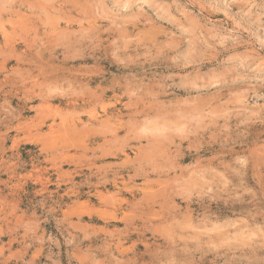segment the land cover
<instances>
[{
	"label": "rangeland",
	"instance_id": "obj_1",
	"mask_svg": "<svg viewBox=\"0 0 264 264\" xmlns=\"http://www.w3.org/2000/svg\"><path fill=\"white\" fill-rule=\"evenodd\" d=\"M127 2L0 0V264H260L261 0Z\"/></svg>",
	"mask_w": 264,
	"mask_h": 264
},
{
	"label": "snow or ice",
	"instance_id": "obj_2",
	"mask_svg": "<svg viewBox=\"0 0 264 264\" xmlns=\"http://www.w3.org/2000/svg\"><path fill=\"white\" fill-rule=\"evenodd\" d=\"M152 5L149 4L147 2V0H137V3L136 4H132L129 0V2L127 3H123V4H120V3H117V4H114L112 7H113V10L115 12V14L117 16H119L121 13H120V10L122 9L124 11V13L126 14H129V15H132L131 13V9H134V8H137V7H140V8H144V7H151ZM233 6H238V3H234ZM252 7H256V5H252ZM260 8H261V18L262 20H264V0H261V4H260ZM245 15H247V13H244ZM237 19H239V17H237ZM117 39H119V37H117ZM261 53H262V57H261V62H260V70H261V80H264V40L261 41ZM261 88L264 89V84L261 85ZM262 99H264V97H262ZM177 131H182V130H177ZM245 161L242 160V159H237L235 161V165L236 167L233 168L232 170V174H231V178L234 180V181H237V182H242V177H241V173H242V170H243V165H244ZM52 264H57L56 261H52ZM93 264H115V262L111 259H108L107 257H105L104 260H97V261H93ZM148 264H177V262H173V261H164V260H152L150 262H148ZM178 264H188V262L186 261H179ZM260 264H264V259H262L260 261Z\"/></svg>",
	"mask_w": 264,
	"mask_h": 264
}]
</instances>
